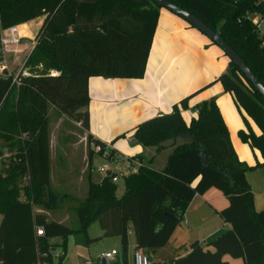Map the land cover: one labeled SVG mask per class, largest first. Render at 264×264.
Wrapping results in <instances>:
<instances>
[{"label":"trees","instance_id":"obj_1","mask_svg":"<svg viewBox=\"0 0 264 264\" xmlns=\"http://www.w3.org/2000/svg\"><path fill=\"white\" fill-rule=\"evenodd\" d=\"M169 1L216 31L264 85V35L248 18L249 13L264 15V3ZM161 8L152 0H0V37L8 27L41 20L36 46L27 61L36 74L25 77L21 85L12 78H0V142L10 153L0 166V264L44 260L64 264L69 236L86 245L118 236L123 264H127L131 229L139 249L149 253L165 247L194 197L212 188L228 198L220 215L230 230L205 242V247L193 242L185 256L154 263L231 264L224 260L230 255L242 259V264H264V209H256L247 177L248 171L264 166V96L231 60L228 70L206 87L220 83L233 97L244 121L239 137L261 153V161L248 165L239 158L215 97L197 104L196 116L187 123L182 111L189 108L192 94L176 103L171 112L145 120L134 129L138 144L156 147L159 152L166 142L182 138L162 170L150 165L152 159L147 161L124 177L121 195L119 184L111 177L104 176L101 182L90 179L84 201L69 197L77 203L78 227L36 211L37 207L59 208L51 186L48 107L53 105L89 131L90 78L144 77ZM88 142L91 157L101 156L102 151L96 153L93 146L103 150L105 143L91 134ZM114 155L111 149V157ZM94 222L100 223L103 234L92 238L88 230ZM40 226L44 236L37 235ZM54 238L64 240L62 246H55ZM60 247L63 250L57 258L54 249Z\"/></svg>","mask_w":264,"mask_h":264},{"label":"crops","instance_id":"obj_2","mask_svg":"<svg viewBox=\"0 0 264 264\" xmlns=\"http://www.w3.org/2000/svg\"><path fill=\"white\" fill-rule=\"evenodd\" d=\"M30 22H33L32 36H34L41 20L36 19ZM262 29L264 31V23ZM229 65L230 58L228 55L207 35L182 17L161 8L144 77L130 79L94 76L90 78L89 131L82 128L80 123L67 118L59 113L53 105H50L53 107L51 114L58 117L59 127H64L61 129L62 136L65 138V141H63L65 145L62 149L60 148L61 162L66 165L74 163L82 157V162L86 161L84 171L87 169L90 181L93 159L96 156L91 157L90 155L92 147L89 145L88 135L91 134L94 138L106 144H111L112 149L115 151V160L123 165H126L125 160L140 155L143 156L142 159L145 163L148 158L144 156H149L153 163L159 154L166 152L165 160L163 159L162 164L160 163V166L156 168L162 170L168 156L175 145L181 143L182 138H178L176 141H168L169 143H165V146L168 147L162 148L159 152L156 147H145L138 144L133 136L134 129L145 120L171 112L176 103L192 94L195 95L189 101V108L182 111L187 123L196 116L194 109L197 104L215 97L239 158L248 165L261 161V153L242 142L239 137V130L244 128V121L233 97L224 91L220 83H214L206 87L227 71ZM50 106L48 107V116ZM250 123L255 132H259V128L251 119ZM67 126L78 129L71 128L70 131H67L65 128ZM81 129L83 130V136L81 139H76L74 135L80 134ZM49 134L52 183L54 137L50 133V120ZM79 146H83L81 150ZM9 156L10 153L2 147V167ZM258 170H263L260 173L262 176L261 185L258 184L259 178L252 173ZM247 177L255 194L256 209H264V166L248 171ZM259 190L260 192H258ZM228 204V198L216 188L208 190L203 195L197 194L167 245L157 250H151L149 253H144L149 254L154 262H165L179 255L185 256L188 254L191 251V245L188 247L189 243L200 242L203 239L200 243L205 247L206 241L230 230V224L226 223L220 215V211ZM36 211L49 216L48 212L41 209L36 208ZM131 233H133L132 229ZM118 238L114 241L116 243L109 246L106 251L113 249L118 251V246H122L121 239ZM52 241L61 242L63 240L54 238ZM77 244L87 246L84 243ZM135 244L134 246L132 238H130L127 264H133L134 254L137 251L140 252L137 242ZM182 247L184 250L180 251ZM210 249L213 248L210 247ZM131 253H133V257L130 259ZM82 259L78 264H93L90 260ZM123 259L124 254L121 258L118 251L113 264H123ZM224 260L231 264L243 263L242 259H234L230 255L224 256Z\"/></svg>","mask_w":264,"mask_h":264},{"label":"rangeland","instance_id":"obj_3","mask_svg":"<svg viewBox=\"0 0 264 264\" xmlns=\"http://www.w3.org/2000/svg\"><path fill=\"white\" fill-rule=\"evenodd\" d=\"M254 18V16H253ZM31 40V41H30ZM29 44L31 45L33 42V39H30ZM39 71L43 70V66H39ZM37 68V69H38ZM38 72V71H37ZM53 110V107L50 106L49 108V120H50V133L53 134L54 137V151H53V161H52V183L51 186L55 189L57 195H58V202H59V208L56 210H47L43 209L42 207H37L38 209H41L43 211L48 212L49 218L52 220H57L63 224L72 226V227H78L79 221L76 211V204L75 202H71L69 200V197H73L79 202L84 201L87 198L88 195V185H89V173L87 172V169L84 171V167L86 165V161L82 162L81 159L75 161L74 163H68L64 165L60 160V148L62 149L63 141H65V138L62 136L63 133L61 132V129H63V126L58 125V117L55 114H51ZM67 131L71 130V126L65 127ZM74 129V128H72ZM78 128H75L76 130ZM76 139H81L83 136V130L81 129L80 134L74 135ZM167 143V142H166ZM169 143V142H168ZM83 146H79L80 150ZM168 146H165L163 148H166ZM166 152H163V154H159L157 158L154 160V162H151V166L153 168H158L160 166L161 161L165 158ZM0 166L2 162V144L0 142ZM148 158V162L151 160L149 156H144ZM120 161H122L120 159ZM106 164H111L110 161L108 162L106 159L102 158L101 156L96 155L93 159V167H92V178L91 180L93 182H101L103 177L105 176L104 172L100 171V168ZM162 164V163H161ZM87 168V167H86ZM260 171V172H258ZM254 171V173L259 178V185L262 184V176L260 173H262L263 170ZM255 180V179H254ZM264 183V181H263ZM119 190L118 194L121 195L124 191V178L121 177L119 182ZM257 190V187H256ZM254 192V191H253ZM260 192V190L258 191ZM260 205V204H259ZM263 208L259 209L262 210ZM2 215H0V222L2 221ZM188 226V225H187ZM103 234V229L100 226L99 222H94L89 230L88 235L89 237H99ZM132 238V241L134 243V246L136 245V237L134 233L129 234V239ZM214 238V237H212ZM211 239H209L210 242ZM116 239H119L118 237H103L99 238L98 240H95L94 242L90 243L87 246L78 245L75 242V238L73 236H69L67 238V252L64 259V264H78L85 258L87 260H90L93 264H100L103 263V260L100 258V255L102 252H108L107 248L109 246H113L115 244ZM203 239L200 240L202 242ZM55 246H59L64 243V240L62 242H52ZM190 243L188 244V247H190ZM62 248H58V250H61ZM63 250V249H62ZM184 248H180V251H183ZM111 251V250H110ZM119 256L122 258V246H118ZM140 252H146L145 249H140ZM133 257V253L130 255V259ZM113 261H107V264H113Z\"/></svg>","mask_w":264,"mask_h":264},{"label":"built area","instance_id":"obj_4","mask_svg":"<svg viewBox=\"0 0 264 264\" xmlns=\"http://www.w3.org/2000/svg\"><path fill=\"white\" fill-rule=\"evenodd\" d=\"M259 3H264V0H258ZM254 16V18H253ZM248 18L252 20L256 29L264 35L262 25L264 23V15L261 13H249ZM26 25V29L21 30L20 26ZM33 22L26 24L15 25L4 29L0 37V78H12V82L16 85H21L23 79L36 74V71L31 66H28L27 61L36 46V35L33 34ZM30 39H33L30 45ZM30 40V41H29ZM52 75H56V71H51ZM96 153L102 151L101 157L106 159L111 164H106L100 168L105 176L111 177L112 181L118 183L121 177L135 173L141 166L145 164L144 159L140 157H131L125 160L126 165L121 164L111 157V144L105 143V149L102 150L100 145L93 146ZM38 236H44L45 230L42 226L37 229ZM52 241V240H51ZM53 242V241H52ZM62 242V241H61ZM62 251L54 249V256L60 257ZM118 251L113 249L108 252H103L100 258L105 261H114ZM37 264H49L48 261H40ZM133 264H155L149 254L137 251L134 254Z\"/></svg>","mask_w":264,"mask_h":264},{"label":"water","instance_id":"obj_5","mask_svg":"<svg viewBox=\"0 0 264 264\" xmlns=\"http://www.w3.org/2000/svg\"><path fill=\"white\" fill-rule=\"evenodd\" d=\"M155 3L159 4L162 8H165L172 13L182 17L193 26L198 28L202 33L207 35L214 43H216L233 61L244 75L252 82V84L259 90V92L264 96V85L260 82L255 73L250 69V67L244 62V60L236 53V51L213 29L208 27L203 21L199 18L186 11L182 7L172 3L169 0H152ZM103 264H106V261L103 260Z\"/></svg>","mask_w":264,"mask_h":264}]
</instances>
